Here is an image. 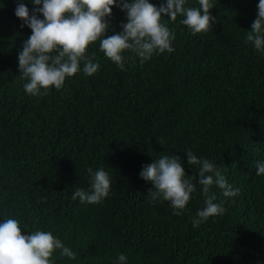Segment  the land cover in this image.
Returning a JSON list of instances; mask_svg holds the SVG:
<instances>
[{"label": "trees", "instance_id": "trees-1", "mask_svg": "<svg viewBox=\"0 0 264 264\" xmlns=\"http://www.w3.org/2000/svg\"><path fill=\"white\" fill-rule=\"evenodd\" d=\"M16 3L0 0V222L14 217L22 233L51 231L76 254L54 253L53 264H112L117 253L128 264H264V176L255 168L264 161V55L246 41L258 0H212L215 23L195 35L181 17H163L174 51L143 63L125 51L123 69L91 43L85 55L97 72L37 97L24 93L17 67L30 29L14 16ZM123 20L113 7L106 35ZM188 150L239 189L225 198L213 185L225 212L198 228L199 186L174 215L166 201L148 200L152 185L138 177L151 159L183 162ZM89 167L109 174L110 190L100 203L81 204L72 193L89 189Z\"/></svg>", "mask_w": 264, "mask_h": 264}, {"label": "clouds", "instance_id": "clouds-1", "mask_svg": "<svg viewBox=\"0 0 264 264\" xmlns=\"http://www.w3.org/2000/svg\"><path fill=\"white\" fill-rule=\"evenodd\" d=\"M33 7L31 14L25 0H17L14 16L21 27L30 29V35L21 42L17 52V67L25 81L22 84L26 95L37 97L47 93L49 88L59 90L66 78L82 73L91 76L100 65L93 56L85 55L87 46L99 41V51L116 67L123 69L125 51L134 53L140 62L148 61L154 54L172 53L174 32L162 22L163 17L180 23L193 34L207 32L215 18L210 9L212 0H197L198 7L188 6V0H160L159 5L149 0H28ZM117 7L124 14L120 31H111L112 8ZM246 41L261 55H264V0L256 4V16L246 33ZM179 156L164 154L143 164L138 177L150 182L152 187L146 197L150 202H164L174 215L185 211L188 201L197 191L204 197V206L197 209L191 218L193 228H198L209 217L223 215V202L217 203L210 194L214 185L225 198L238 195L217 165L191 150ZM185 164L191 169L186 174ZM196 174H192V169ZM256 175L264 176V161L255 164ZM90 178L88 190L77 188L72 199L81 204L100 203L108 196L111 180L103 168L86 169ZM2 217V216H0ZM21 221L14 217L0 222V264H53L52 257L58 253L69 260L75 252L54 236L51 231L34 230L21 232ZM112 264H128L124 253H117Z\"/></svg>", "mask_w": 264, "mask_h": 264}]
</instances>
